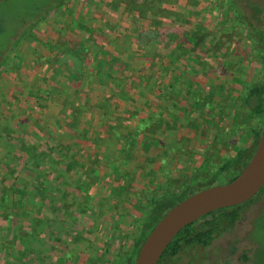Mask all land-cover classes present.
<instances>
[{"label":"rangeland","instance_id":"rangeland-1","mask_svg":"<svg viewBox=\"0 0 264 264\" xmlns=\"http://www.w3.org/2000/svg\"><path fill=\"white\" fill-rule=\"evenodd\" d=\"M145 1L59 0L42 20L28 22L31 27L25 26L0 67V196L6 189L20 191L6 205L0 200V264H134L143 241L170 209L165 202V209L155 211L154 202L200 190L195 181L202 183L251 145L255 129L262 133L264 119L252 120L242 99L246 87L264 81V32L240 28L233 10L236 1L244 9L251 6L242 0H148L154 9L139 10ZM248 1L260 7L258 27L264 28V0ZM3 2L0 25L12 31L17 19L8 15ZM10 5L18 8L20 2ZM21 17L27 20L29 14ZM188 37L192 42H186ZM116 42L129 69L116 74L100 94L90 123L102 114L111 120H106L105 131L57 155L60 143L71 142L60 128L71 122L65 102L74 103L83 89L62 90L52 71L61 76L81 65L70 52L76 55L83 46L87 51H113ZM152 62L163 69L175 67L179 79L149 102H139L150 91L131 76L144 69L159 79L163 72H152ZM133 102L142 106L139 127L131 119L137 115ZM40 106L45 109L42 116ZM119 110L124 111L121 117ZM58 112L63 116L56 118ZM44 122L48 127L36 129L35 124ZM21 139L38 152L50 141L58 156L52 164L43 163V185L39 173L31 172L23 154L14 150ZM227 176L218 179L226 183ZM234 209L236 217L214 231L204 264H220L228 254H234L232 260L243 251L251 254L248 232L264 217V186L250 204ZM212 213L191 230L231 210ZM2 237L9 240L10 253ZM254 238L260 243L254 262L264 264V238ZM21 249H26L22 256ZM201 253L200 248H187L164 255L159 264H195Z\"/></svg>","mask_w":264,"mask_h":264},{"label":"trees","instance_id":"trees-1","mask_svg":"<svg viewBox=\"0 0 264 264\" xmlns=\"http://www.w3.org/2000/svg\"><path fill=\"white\" fill-rule=\"evenodd\" d=\"M12 1L20 2V6L18 8H16L15 6H11L10 4ZM58 1L59 0H6L5 2H3V3H7L8 4L7 8L10 9L7 12L8 15L14 16L15 19L17 20H15L16 28H14L12 31H7L3 25H0V67L3 66L5 62H7L9 54L12 50V47L15 46L16 42H18L24 30H26L25 28L27 27L25 26L27 25L28 27H31V25H34L38 21L42 20L46 16L48 11L58 3ZM140 3H139V10L152 11L154 9L152 6H150L151 4L148 3V0H146L143 3L142 2ZM233 8H234L233 10L237 13L235 4L233 5ZM258 11L260 12V10ZM21 14H26V15L29 14L28 19L27 20L22 19L23 16L19 18V15ZM156 14L158 16L160 15L158 12ZM29 21H32L30 26L28 24ZM17 30H21L19 34L17 33ZM192 39L193 38L188 37L186 42L190 43L192 42ZM119 42L114 43L113 51H107L106 49H103V48L102 49L100 48L98 51H87L85 50L86 48L83 46L81 47V50L76 55L70 52V54L74 58L79 60L81 65L73 67L72 70L68 72L66 70L62 71L61 76H66L69 80H71L74 88H79V90L83 89L82 90L83 96L77 97L78 104L82 102V105L75 107L74 108V110H76L75 112L78 111L79 113H81L84 110H87V108L88 109L90 107L92 108L94 104L95 105L99 104L101 102V96H102L100 94L103 93L104 90H107L109 88V85L111 84V81L115 79L116 74H122L125 70L129 69V65L126 63L124 59H122V57L126 55V53H124V51L120 49L118 45L120 44ZM155 59L157 58L155 57ZM85 61H89V63H86ZM155 67H157V69ZM163 67L164 65H161V64L160 65L157 64V66H155L154 62H152L150 70L152 72L159 73L158 75H160V73L163 72L161 74L162 79L166 80L167 78H169L171 80L169 87L166 85L168 89H170V87L172 88V86L175 83L177 84L178 79H179L177 75L179 74V72L176 73L175 71H170L169 68L163 69ZM176 71H178V69H176ZM263 72H264V67H263ZM57 76H60L59 71L58 70L52 71V78H55ZM126 78L128 77L126 76ZM131 79H135L136 81H139V84H141V86H144L146 89L150 91L149 94L151 96L154 95L153 87H156L155 83H158L157 76L154 77L153 74L146 73V70L139 69L137 74H133L131 76ZM58 84H59V87H64L62 86V84L60 83ZM156 88H157V93L159 94L165 92V86H157ZM62 89L64 91H67L69 88L64 87ZM84 89H87V90L84 91ZM122 96L123 95L120 93L118 99L121 98ZM134 105H135V102H133V105H131L133 106L132 107L133 109H137L139 106L138 104L137 106L136 105L134 106ZM242 105L244 108L249 110L250 115H252V120H255L256 122H258L264 119V81L254 83L253 85L246 87L244 89ZM125 110L127 109L125 108ZM89 122L90 120L87 119L85 121V126H88ZM108 127L110 126L107 125V128ZM253 132H254L253 147H255L261 134L258 131H256V129ZM47 135L48 137L51 136L50 133H48ZM47 146H48L47 148L42 149L41 151L38 152L36 147L26 145V143H24L22 139L17 143V146L14 145V150L23 154L24 156L23 159L26 160L25 166L27 165L28 168H31L32 169L31 172L36 173V174L37 172L39 173L38 174L39 182H41L42 185L46 181L45 174L47 173L46 169L44 168L43 163L47 162L48 164H52L54 163L53 158L55 159L58 158V156H55V154L52 152L50 143H48ZM56 148L58 149L57 155L63 154V152L59 150L58 146ZM252 150L253 148L250 151L239 149L234 158L225 160L221 164V166L217 167V169H215L213 172H211L206 177H203L202 183H199V181H195V183H193L194 187L200 186L202 187L200 190H202L204 188L217 185L215 184V181H217V179L221 175L226 174V173H228L227 180L229 182L230 180L235 178L237 174L239 173V171L246 165L249 157L252 154ZM68 157H71V156L69 155ZM32 160H35L34 165L31 164ZM56 163H58V161ZM68 166L72 167L73 164L69 163ZM66 170H68V167ZM218 181L220 182L219 184H223L221 183V180L218 179ZM193 185L190 184V186H188V189H190ZM17 192L20 193V191H17V190L9 191L6 189L1 194L0 200L3 201L4 205H6L8 203L7 201H9L11 197L15 198L17 196L15 194ZM184 198L186 197L181 194H177V195L170 196V197H165V198H162L161 201H157V205L161 209H165L166 204L164 203L168 202V204L170 203V206L168 207L171 208L178 202L182 201ZM253 199L239 206L244 207L250 204ZM16 203L23 205L25 202L23 200H18L16 201ZM234 208L230 209L231 213L224 214L226 216L222 218L221 221L231 222V220L234 219L237 215V211H235ZM208 215L202 218H205ZM160 219L161 217L159 218V220ZM159 220H157V222ZM209 222L217 223L218 220L215 219ZM193 224L189 225L188 227H186L185 229H183L181 232H179L176 235V237L172 240V242L169 244V246L163 253L162 257L166 254L175 256L186 246L194 245L196 243H205L206 240H208L211 237L212 233L214 232V230L212 229L208 230L207 232L192 231L191 226ZM2 240L5 243V248H7L8 252L10 253L11 251L9 249V243H8L9 240H5V237H2ZM25 251L26 249L24 250L21 249V251H18L19 252L18 254L22 256Z\"/></svg>","mask_w":264,"mask_h":264},{"label":"water","instance_id":"water-1","mask_svg":"<svg viewBox=\"0 0 264 264\" xmlns=\"http://www.w3.org/2000/svg\"><path fill=\"white\" fill-rule=\"evenodd\" d=\"M6 0H0L3 2ZM264 186V128L243 170L232 180L195 192L172 206L143 241L134 264H158L176 235L202 217L242 205Z\"/></svg>","mask_w":264,"mask_h":264},{"label":"flooded vegetation","instance_id":"flooded-vegetation-1","mask_svg":"<svg viewBox=\"0 0 264 264\" xmlns=\"http://www.w3.org/2000/svg\"><path fill=\"white\" fill-rule=\"evenodd\" d=\"M248 2H249L248 0H242V5H246V6L250 5L251 6V8H247V9L246 8L244 9V7H242V6L239 7L240 4L238 3V1H236V3H235V7H236V11H237L236 15H237L238 19L240 20V21H238L239 22L238 25H239L240 28L244 27V30L246 32H251V33H254V34L258 35L259 32H264V28L263 27H261V28L258 27L259 16L261 14L258 10H260V8L257 7L256 4H250V2L248 4ZM262 35H264V34H262ZM253 145H254V142H252L251 145H249L246 149H244V148H241V149L250 151L253 148V150H252V154H253V152H254V150L256 148V146L253 147ZM245 154H246V152H245ZM252 154H251V156H252ZM251 156L249 157V159L251 158ZM249 159H248V161H249ZM243 168L239 171V173L243 170ZM157 201H161V200H157ZM157 201L154 202L155 207H156L155 211L158 210ZM232 208H234V207L223 208V209L217 210V212H220V211L224 212L225 210H230ZM211 214H213V213H210V215ZM225 216L226 215H221V216H218L216 218L214 217L215 219L218 220L217 223H211V222L205 223V225L201 229L196 230L195 232H199V231L207 232L210 229H212V230H214L216 232V229L218 228L219 225L227 223V222L221 221V219L224 218ZM215 219H212V221L215 220ZM215 232L212 233L211 237L208 240H206L205 243H196L194 245L186 246L178 254H180L181 252H183L187 248H189V249L190 248H192V249L200 248L202 250V253L199 255L201 260L198 263H195V264H204L205 261L209 258L208 257L209 248L212 246V243L214 242ZM220 232H222V231H220ZM254 236H257L258 238H261V239L264 238V217L263 216L259 217L256 221H254L252 223L251 229L248 232V239H249V242H250L249 246L253 247V251L251 252V254L249 253V251H245V253L243 251L238 256L237 260H232L231 259L234 254H228V255H226V257L222 258L219 261L220 264H256L254 262V256H256L255 255L256 254V250L259 247L260 243H258L259 241L257 240V238H254ZM234 249L235 248L233 247L232 250H234ZM178 254H176V255H178ZM258 264H261V263L259 262Z\"/></svg>","mask_w":264,"mask_h":264},{"label":"crops","instance_id":"crops-1","mask_svg":"<svg viewBox=\"0 0 264 264\" xmlns=\"http://www.w3.org/2000/svg\"><path fill=\"white\" fill-rule=\"evenodd\" d=\"M169 70L170 71H175L176 72V68L175 67H171V68H169ZM51 78H52V75H51ZM53 79V78H52ZM56 84H58V83H60V84H62V86H64L65 88H69V90H68V92L70 93V91H73V89H76V88H74L73 87V83L71 82V80H69L66 76H57V78H56ZM157 82L158 83H155L156 84V87L157 86H168L169 87V85H170V83H171V80L169 79V78H167L166 80H164V79H162V77L160 76L159 77V79L157 80ZM175 85H176V83H175ZM142 88H143V90L145 89L146 91H148V89H146L144 86H141ZM156 87H153V94L154 95H150L149 93H142L141 95V99L139 100V102H144V103H146V102H149V99L151 98V97H155V96H158L159 95V93H157V88ZM141 88V89H142ZM63 90V89H62ZM66 93V95H68V93L67 92H65ZM78 96L76 95L75 96V99H74V103H72L71 105L70 104H67L66 102H65V104L66 105H68L67 107H65V108H67L68 109V114H66L67 116L66 117H69V118H71V122H67V123H65V125L63 126H61L60 128H61V131H63V132H65L66 133V135H67V139H71V142L66 146V144L65 143H60L61 145L60 146H58V148H59V150H61L62 152H64L65 150H68V149H70V150H72L75 146H78L79 144L81 145V142H83V140L86 138V136H88V138H89V136H90V134H92V133H94V134H100L101 133V131H105V128H106V123H107V121L106 120H111V117L108 115V116H105V115H101V116H99L100 117V119H98V120H96L95 119V121H94V123H93V121H92V123H90L91 122V120H94V114L92 115V113H93V110H91L92 108L90 107L89 109L87 108V110H84L83 112H81V113H79L78 111L77 112H75L76 110H74V108L75 107H77V106H81L82 105V103H79L78 104V101H77V98ZM140 97V96H139ZM67 98V97H66ZM115 98V97H114ZM113 98V99H114ZM64 101H66V100H64ZM118 101H119V99H118ZM44 103H46V105H47V102H44ZM94 106V105H93ZM41 108H38V110H39V112H40V114H41V116L43 115V113H44V110L45 109H42L43 108V106H40ZM133 109V108H132ZM140 109H142V106L139 104V106H138V108L137 109H133V110H137V115L136 116H134L133 115V118H131V119H136V122L138 123V127H139V117H137V116H139V114H138V112H139V110ZM152 110V109H151ZM120 111V110H119ZM126 111V110H125ZM91 112V113H90ZM121 112V114L120 113H118V116L119 117H121L122 115H123V113H124V111L123 110H121L120 111ZM63 114L64 113H60V112H58L57 113V115H56V118L57 117H62L63 116ZM98 114V113H97ZM45 115V114H44ZM69 115V116H68ZM84 116H87V119H89L90 120V122H89V125L88 126H85V121L87 120V119H83V117ZM138 118V119H137ZM75 122V123H74ZM92 124H94L93 125V127H90V125L92 126ZM35 126H36V129H41V131H42V127L43 126H47L48 127V124H46L45 122H44V124L42 123H40V125H36L35 124ZM39 126H41V127H39ZM30 127V126H29ZM33 128V127H32ZM32 128H29V129H32ZM60 128H59V130H60ZM48 143H50V141L49 142H47V143H45V145H44V147H43V149H45V148H47L48 146H47V144ZM58 144V143H57ZM42 150V149H41Z\"/></svg>","mask_w":264,"mask_h":264}]
</instances>
